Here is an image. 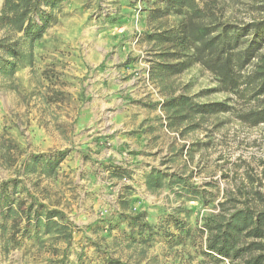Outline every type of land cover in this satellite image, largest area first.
Listing matches in <instances>:
<instances>
[{"label":"rangeland","instance_id":"1","mask_svg":"<svg viewBox=\"0 0 264 264\" xmlns=\"http://www.w3.org/2000/svg\"><path fill=\"white\" fill-rule=\"evenodd\" d=\"M220 2L230 20L254 14L251 0ZM155 4L62 0L32 48L20 43L16 67L0 69V186H16L10 200L24 208L61 212L72 233L67 244L35 233L23 214H0V264H232L206 253L204 226L221 210L264 209V125L246 126L234 110L187 132L167 120L161 104L172 96L238 101L198 65L150 80L145 37L181 19L151 18ZM60 154L52 177L30 164ZM151 169L183 187L148 191ZM138 214L141 231L130 222Z\"/></svg>","mask_w":264,"mask_h":264},{"label":"trees","instance_id":"2","mask_svg":"<svg viewBox=\"0 0 264 264\" xmlns=\"http://www.w3.org/2000/svg\"><path fill=\"white\" fill-rule=\"evenodd\" d=\"M154 1L158 5L151 10V18L171 13L181 19L176 25L160 27L145 37L154 52L150 80L178 75L198 65L214 77L220 91L235 95L238 101L234 108L228 102L196 103L184 94L172 96L161 104L167 120L187 132L196 129L205 116L234 110L240 123L249 127L264 125V0H251L254 14L245 22L226 18L220 0ZM61 2L3 0L0 8V69L12 71L16 67L22 56L20 43L27 42L31 49L34 41L40 39L53 23L54 11ZM65 155L54 158L34 156L30 164L41 162L42 174L52 177ZM164 179L163 173L151 169L145 177L146 189L153 192L171 184L183 187L180 178L168 184ZM8 187L7 183L0 186V214L5 219L23 214L35 233L63 238L67 244L70 242L72 233L61 212L33 202L24 208V203L17 198L10 200L11 195L17 193L16 186ZM139 215L130 218V222L141 231L146 224H139ZM204 229L209 256L232 264H264V209L221 210L208 218ZM107 263L119 264L115 261Z\"/></svg>","mask_w":264,"mask_h":264},{"label":"built area","instance_id":"3","mask_svg":"<svg viewBox=\"0 0 264 264\" xmlns=\"http://www.w3.org/2000/svg\"><path fill=\"white\" fill-rule=\"evenodd\" d=\"M226 261V263H228V261L227 260H225Z\"/></svg>","mask_w":264,"mask_h":264}]
</instances>
